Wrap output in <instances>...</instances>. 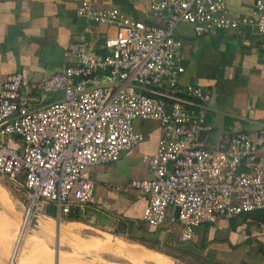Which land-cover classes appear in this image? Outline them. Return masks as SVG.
I'll return each instance as SVG.
<instances>
[{"label": "built area", "instance_id": "obj_1", "mask_svg": "<svg viewBox=\"0 0 264 264\" xmlns=\"http://www.w3.org/2000/svg\"><path fill=\"white\" fill-rule=\"evenodd\" d=\"M231 1L152 0L150 9L161 20L154 23L83 1L80 17L116 29L105 39L107 53H97L90 41L72 42L74 62L35 86L61 93L43 107H35L41 96L25 73L0 80V174L24 192L26 217L45 215L50 205L61 216L73 203L92 201L94 183L85 170L117 161L142 143L137 119L163 127L156 152L143 156L151 178L130 184L147 196L143 219L149 225L170 222L182 241H190L201 223L264 210V123L209 148L213 126L206 112L213 95L181 82L179 24L191 25L196 36L233 30L264 39V0H240L251 5L241 15L232 12Z\"/></svg>", "mask_w": 264, "mask_h": 264}, {"label": "crops", "instance_id": "obj_2", "mask_svg": "<svg viewBox=\"0 0 264 264\" xmlns=\"http://www.w3.org/2000/svg\"><path fill=\"white\" fill-rule=\"evenodd\" d=\"M83 1H89L98 9L117 7L149 23L161 22L150 9L152 0H0V80L14 72L28 75L34 87L33 93L41 96L35 105L37 108L61 96L60 92L44 94L35 86L42 79L60 71L64 65L74 62L69 51L72 42L90 41L97 53L108 52L105 39L108 35H114L116 29L80 17L77 9ZM234 1H238L237 5L233 4ZM234 1L230 5L235 15L250 11V2ZM181 24L188 27L183 31L177 27V37L183 42L181 61L185 67L181 82L202 85L213 95L206 112L213 126L212 131L206 134L209 148H216L229 133L257 129L264 123V39L252 33L241 38L233 30L196 36L191 25ZM135 128L145 135L142 143L124 152L117 161L85 170V177L94 183V192L92 201L73 205V209H80L82 220H65L64 216L68 214L59 216L55 206L50 205L48 209H54L56 214L38 216L32 226L34 232L25 231L16 261L19 264H42L40 259L55 261L53 250L47 244L29 248L38 230L48 244L52 236L50 232L55 231L53 237L59 235L60 245L71 246L77 256L89 255L91 249L86 250L85 244L102 238L81 236L83 229L89 228L105 230L102 232L104 235L145 237L146 241L158 240L161 245H174L181 251H187L186 254L192 259L188 262L190 264H264L262 209L231 217L221 215L214 222L201 223L190 241H182L179 227L170 222L162 227H153L143 219L147 196L130 184L134 180L151 178V169L143 156L156 152L163 127L157 120L137 119ZM15 140H11L10 144H14ZM259 156L264 164V146ZM1 186L9 200L0 203L10 208L15 204L13 196L4 185ZM23 201L26 203L25 197ZM169 212L173 213L174 210L171 208ZM24 214L25 211L23 217ZM61 218L67 223L58 226L56 220ZM14 238H11L12 246H8V250L0 247V264H6L10 259ZM119 238L130 244H138ZM4 243H8L6 239ZM94 251L102 253L110 250L97 248ZM161 254L180 263L171 254ZM76 255L63 258L59 255L58 262L61 264L65 260L70 264H92L91 260L79 259Z\"/></svg>", "mask_w": 264, "mask_h": 264}, {"label": "rangeland", "instance_id": "obj_3", "mask_svg": "<svg viewBox=\"0 0 264 264\" xmlns=\"http://www.w3.org/2000/svg\"><path fill=\"white\" fill-rule=\"evenodd\" d=\"M234 0H232L233 3ZM238 1H234V5H237ZM178 29L180 30H186L188 29V27H186L185 25L183 26L182 24H180L178 26ZM191 35V33H190ZM7 140L10 142L12 140L11 137H7ZM0 183L2 185H4L11 193V195L13 196V201H14V205L12 207H4L1 205V203H7L9 198H8V194L6 192V190L1 186L0 184V247H4L5 250H8V246L11 247L12 246V239L14 238V243L19 231V227H20V222L22 220L23 217V213H24V193L23 191L17 190L16 188H14L11 184V182L3 175L0 174ZM59 217V216H58ZM58 220V219H57ZM56 220V222H57ZM60 220V219H59ZM61 223H67L66 221H64L61 218ZM33 225L29 226V231L30 232H34L33 230L35 228L32 227ZM32 227V228H31ZM38 230V229H37ZM105 230L102 229H83V232L81 234V236L83 237H102L101 239L97 240V241H90L89 244H85V248L86 250H90L89 255H76L73 248L69 245H60V250L58 251L59 255L63 258L66 255H76L77 257H79V259H84V260H91L92 264H190L188 263V261H192L191 256L188 257L187 254H184L179 248H177L174 245H170V244H157L159 247V250L157 248H152L149 247L148 245L140 242V241H136L133 239H130L128 236L126 235H115V236H110V235H104L105 233H102ZM37 233V234H36ZM55 231L52 233L50 232V235H52L51 237H49V241L50 244L47 243V240L45 238H42L43 236L39 235L40 231H35L34 233V237L33 235H30L29 237H33V240L31 242V245L29 246V248H36L37 246H39L41 243H44L45 245L47 244L50 248H52L53 253H54V257L56 256V244H57V238L56 235L53 237ZM36 234V235H35ZM80 234V233H79ZM122 237L126 240L132 241L134 243H138V244H130L125 242L124 240H122L119 237ZM53 237V238H52ZM145 240V237H142ZM5 239L7 240L8 243H4ZM9 240V241H8ZM73 240V239H72ZM11 242V243H9ZM150 244H155V242L152 241H147ZM56 243V244H55ZM14 246V244H13ZM13 248V247H12ZM97 248H101V249H105V250H110V251H106L101 253H98L96 251H94ZM165 253V252H169L171 254H173V256H175L174 258L177 259V261H179L180 263H176L175 261L165 257L164 255H162L161 253ZM166 255H169L167 253H165ZM171 256V255H169ZM178 257V258H177ZM96 260H99V262H96ZM40 262L42 264H54L53 259H45L42 260L40 259ZM71 262H67L65 260H63L61 262V264H70Z\"/></svg>", "mask_w": 264, "mask_h": 264}, {"label": "bare ground", "instance_id": "obj_4", "mask_svg": "<svg viewBox=\"0 0 264 264\" xmlns=\"http://www.w3.org/2000/svg\"><path fill=\"white\" fill-rule=\"evenodd\" d=\"M32 220H33V218L30 219V217H26V215L24 214V217L20 223L19 231H18L16 240H15L14 246H13L11 253H10V256H9L10 261H16L19 258V253H20L24 233H25V231L28 230L29 226L34 225L36 223V221L33 223ZM58 257H59V253L56 254L55 261L58 260ZM118 264H120V263H118Z\"/></svg>", "mask_w": 264, "mask_h": 264}, {"label": "trees", "instance_id": "obj_5", "mask_svg": "<svg viewBox=\"0 0 264 264\" xmlns=\"http://www.w3.org/2000/svg\"><path fill=\"white\" fill-rule=\"evenodd\" d=\"M79 204V203H78ZM73 205H77V203H73L72 204V206H71V209H70V212L68 213V215H65L64 216V219L65 220H82V218L80 217V209L79 208H75V209H73ZM54 209L56 210V208L54 207ZM54 209H48V211H47V214H49V215H52V216H54L56 213H55V210ZM73 209V210H72ZM119 232H121V231H119ZM118 232V233H119ZM123 232V231H122ZM129 238L130 239H133V240H136V241H140V242H142V243H144V244H146V245H148L149 247H152V248H157L158 250H159V247H158V243H160V241H158V240H155V243H156V245L155 244H150V243H148L146 240H144L143 238H138V237H135V236H129ZM179 243H177V245H178ZM182 246L183 244H179V246ZM182 248H184V247H182ZM182 252L183 253H187V251L186 250H182ZM165 253H168V254H171V253H169V252H165ZM171 255H173V254H171ZM189 262V261H188Z\"/></svg>", "mask_w": 264, "mask_h": 264}, {"label": "water", "instance_id": "obj_6", "mask_svg": "<svg viewBox=\"0 0 264 264\" xmlns=\"http://www.w3.org/2000/svg\"><path fill=\"white\" fill-rule=\"evenodd\" d=\"M38 219V216H34L33 217V223L36 221ZM57 224H58V226H60V224H61V220H57ZM59 235H58V237H57V245H56V251H59L60 250V247H59ZM6 264H19L18 262H16V261H9V260H7V262H6ZM54 264H59V262H58V260L57 261H55L54 262ZM192 264H202V263H192Z\"/></svg>", "mask_w": 264, "mask_h": 264}]
</instances>
